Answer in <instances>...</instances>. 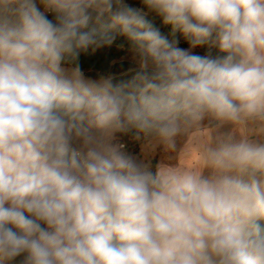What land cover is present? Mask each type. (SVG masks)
<instances>
[{
	"label": "clouds",
	"instance_id": "obj_1",
	"mask_svg": "<svg viewBox=\"0 0 264 264\" xmlns=\"http://www.w3.org/2000/svg\"><path fill=\"white\" fill-rule=\"evenodd\" d=\"M140 5L0 0V264H264V0ZM115 30L131 79L63 67ZM206 119L225 131L198 167L114 143L174 146Z\"/></svg>",
	"mask_w": 264,
	"mask_h": 264
},
{
	"label": "trees",
	"instance_id": "obj_2",
	"mask_svg": "<svg viewBox=\"0 0 264 264\" xmlns=\"http://www.w3.org/2000/svg\"><path fill=\"white\" fill-rule=\"evenodd\" d=\"M126 3L140 7V0H125ZM51 18V16H50ZM148 19L160 29L161 33L168 37L169 40H179V45L182 48L190 47L188 42L184 39L181 33L177 32L175 36L171 34L170 26L163 25L161 19L154 14L149 15ZM115 40L111 46H106L92 52L89 50L87 53H81L77 62H67L63 66L75 67L78 63L84 75L91 79H99L100 76L111 75L116 81L131 79L134 74L136 65L127 57L130 54L131 44L118 30L112 33ZM198 54H206L208 51L207 46L199 47ZM213 55L216 50L212 49ZM119 136L122 140L130 145H136L135 132L120 133Z\"/></svg>",
	"mask_w": 264,
	"mask_h": 264
},
{
	"label": "crops",
	"instance_id": "obj_3",
	"mask_svg": "<svg viewBox=\"0 0 264 264\" xmlns=\"http://www.w3.org/2000/svg\"><path fill=\"white\" fill-rule=\"evenodd\" d=\"M134 64L137 66L136 63ZM63 67L68 70L73 68L72 66ZM212 128L213 126L207 123L206 120L199 125H194L175 138L174 146L161 144L154 138L140 139V141L148 142L151 149V154L146 162L151 164L153 170H155L157 164L196 167L195 163L198 162V166H200L203 163L202 150L213 134L214 130ZM240 130L242 135L249 134L247 129ZM140 141L138 140L136 144L137 151H139L138 144ZM140 152L143 153L142 150Z\"/></svg>",
	"mask_w": 264,
	"mask_h": 264
},
{
	"label": "rangeland",
	"instance_id": "obj_4",
	"mask_svg": "<svg viewBox=\"0 0 264 264\" xmlns=\"http://www.w3.org/2000/svg\"><path fill=\"white\" fill-rule=\"evenodd\" d=\"M185 49H190L191 51H193L195 53H198L199 50H200L199 47H197L195 49H191L190 47H187ZM127 58L130 61H133L134 63H136L135 54L133 53V51L130 52V54L128 55ZM86 78H88V77H86ZM206 122L207 123H210L207 119H206ZM210 125L213 126L212 129L214 131H213V134H212V136H211V138H210V140H209L208 143H213L215 141L216 137L218 135H220L223 131H225V129L217 128L214 123H210ZM233 131L235 132V134L237 136L242 135L240 129L239 130L238 129H233ZM119 134L120 133H117L116 134V140L114 141V143L125 144V146H126V152H128L130 154H133V156L135 158H137L138 160L147 163L146 160L148 159L149 155L151 154V149H150V146H149L148 142H146V141H140L139 140L140 141L139 144H138L139 145V151H137L136 145H130V144H128L126 141H124V140L121 139V137L119 136ZM141 139H143V138H141ZM141 150L143 151V153L140 152ZM195 164H196V167H197L198 166V162H196Z\"/></svg>",
	"mask_w": 264,
	"mask_h": 264
},
{
	"label": "built area",
	"instance_id": "obj_5",
	"mask_svg": "<svg viewBox=\"0 0 264 264\" xmlns=\"http://www.w3.org/2000/svg\"><path fill=\"white\" fill-rule=\"evenodd\" d=\"M120 145L123 146V149H122V150L126 151V146H125V144H120Z\"/></svg>",
	"mask_w": 264,
	"mask_h": 264
}]
</instances>
